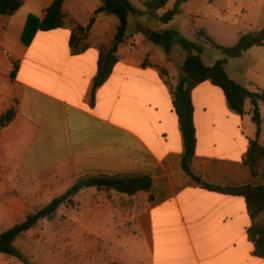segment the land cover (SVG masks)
<instances>
[{
    "label": "crops",
    "instance_id": "0c3cea01",
    "mask_svg": "<svg viewBox=\"0 0 264 264\" xmlns=\"http://www.w3.org/2000/svg\"><path fill=\"white\" fill-rule=\"evenodd\" d=\"M53 1L24 0L14 15L0 19V26L2 21L7 26L0 47L11 55L0 51V116L15 108L14 119L0 129V225L14 221L1 232L23 222L45 197H59L80 179L147 176L152 181L149 191L123 194L129 199L140 195L143 203L133 216L134 231L121 241L117 264H264L253 255L248 240L244 198L204 189L184 171L171 87L183 76L186 53L174 44L167 54L147 36L148 31H176L185 37L188 22L194 38L198 29L212 35L210 28L194 24L203 8L187 11L188 20L183 19L186 1L167 24L159 18L177 0L172 7L168 2L156 12L130 16L118 61L92 101L99 48L115 41L119 20L95 14L100 0H65V25L38 31L25 46L21 34L28 16L43 19ZM130 1L145 11L141 0ZM201 2L204 8L209 5ZM92 18L87 46L76 53L69 44L71 22L87 27ZM206 45L201 58L212 66L222 58L206 63ZM229 62L230 58L227 74L244 85L235 67L237 78L231 76ZM192 101L197 139L193 174L219 187L263 186L264 179L244 163L249 142L257 139L252 105L246 102L243 116L235 113L223 91L210 81L194 88ZM258 141L262 144V131ZM63 242L58 249L59 244L47 241L43 258L40 252L32 256L14 247L32 256V264H85L84 253L64 252ZM0 264L24 263L0 253Z\"/></svg>",
    "mask_w": 264,
    "mask_h": 264
},
{
    "label": "trees",
    "instance_id": "16d2710c",
    "mask_svg": "<svg viewBox=\"0 0 264 264\" xmlns=\"http://www.w3.org/2000/svg\"><path fill=\"white\" fill-rule=\"evenodd\" d=\"M65 0H54L47 9L43 19L29 15L21 34V42L29 46L38 31H50L61 28L65 25L62 6ZM145 11L135 7L130 0H100L101 6L95 14L107 13L115 15L119 24L115 41L110 45H103L99 48L98 71L93 81L91 92L92 101L95 91L102 86L111 74L116 65L118 46L124 42L128 31V19L130 16H141L146 13H153L167 6L170 0H141ZM188 0H177L173 8L167 10L160 18V22L167 24L174 17L180 14V6ZM23 0H0V14L5 16L14 15L22 6ZM95 19H91L87 27H82L72 22V34L70 47L76 53L82 52L87 45H83L88 37ZM147 36L156 45L163 46L169 54L174 44L179 45L186 53L182 64L183 76L180 82L171 87L173 96L172 105L178 118L182 132L184 152L182 166L200 187L217 193L239 196L246 202L247 213L250 224L247 228L248 240L253 244V255L264 259V185L259 187H219L204 182L193 174L191 162L196 150V129L194 126V105L192 92L199 84L210 81L220 88L225 96L229 108L235 113L243 116L245 105L248 101L253 107V121L257 127V139L249 142V148L244 163L248 165L254 175H260L257 168L260 160L264 158V146L258 141L261 134L260 105L264 106V92L251 91L244 85L232 80L226 71V64L229 58H238L255 46L264 47V26L257 31L240 35L237 43L233 46H222L218 44L205 29H198L195 33L196 41L183 37L179 32L168 31L165 33L148 31ZM209 44L220 50L224 58L218 60L212 66H206L201 58L204 51L203 44ZM16 69V68H15ZM14 69V71H15ZM14 73V72H13ZM13 73L11 76L13 77ZM161 74L167 77V71L161 69ZM165 82L169 84V80ZM15 117V108L12 107L0 116V129L6 127ZM261 176V175H260ZM152 181L147 176H100L87 177L76 181L64 194L54 198L48 205L37 212L30 214L26 219L14 227L0 232V253L14 257L24 264H30L25 257L16 250L13 243L22 234L26 233L37 225L43 218H51L61 205L72 206L73 197L82 189L95 187L97 189L114 190L121 194L133 196L138 192H145L151 189ZM117 264V263H116Z\"/></svg>",
    "mask_w": 264,
    "mask_h": 264
},
{
    "label": "rangeland",
    "instance_id": "374dc122",
    "mask_svg": "<svg viewBox=\"0 0 264 264\" xmlns=\"http://www.w3.org/2000/svg\"><path fill=\"white\" fill-rule=\"evenodd\" d=\"M201 1L188 0L183 6L184 12L181 17L188 20L187 11L203 8L200 17L195 20L194 24L199 28L202 26L210 28L212 38L222 46H233L237 43L240 35L260 30L264 26V0H204L209 4L205 5V8ZM173 2L174 0L169 1V7H172ZM0 19L6 21L7 17L0 14ZM190 25L188 22L183 33L187 39L195 41L193 35L190 34ZM5 30H7V26L2 21L0 36ZM8 31L10 32V28ZM2 44L6 47V43ZM83 45H86V41L83 42ZM206 46V63L213 62L214 58L224 57L220 50L208 43ZM159 49L163 50L161 47ZM233 67H235V71L238 70L241 82L249 90L264 92L263 46L252 47L243 56L230 58L229 72L231 76L237 78L236 73L232 71ZM260 109L262 145L264 146V106H261ZM257 170L264 179V158L260 160ZM52 200L51 197H45L33 212L45 207ZM73 202L72 206L61 205L51 218L39 220L35 227L21 236L17 240L18 242L16 241L13 245L17 249H24L32 256L36 252H40L41 258H43L47 241L59 244L63 240L65 243L64 252L70 254L83 252L85 264H93L96 260H98V264H116L123 249L121 241L134 231L133 216L136 209L142 205L143 199L140 195L129 199L121 193L108 189L85 188L73 197ZM129 206H132L133 209L130 210ZM1 208L0 205V214ZM17 217L21 218L22 215ZM12 222L14 221L0 225V232ZM55 248L61 249L60 244ZM32 256H24L30 264H32L30 259Z\"/></svg>",
    "mask_w": 264,
    "mask_h": 264
},
{
    "label": "built area",
    "instance_id": "2783aa9c",
    "mask_svg": "<svg viewBox=\"0 0 264 264\" xmlns=\"http://www.w3.org/2000/svg\"><path fill=\"white\" fill-rule=\"evenodd\" d=\"M0 49H1V52L6 56V57H10L11 55H10V53H9V51L7 50V49H4L3 47H0Z\"/></svg>",
    "mask_w": 264,
    "mask_h": 264
}]
</instances>
